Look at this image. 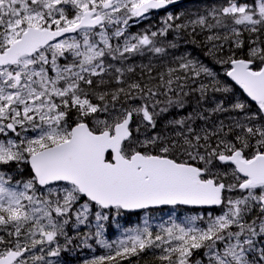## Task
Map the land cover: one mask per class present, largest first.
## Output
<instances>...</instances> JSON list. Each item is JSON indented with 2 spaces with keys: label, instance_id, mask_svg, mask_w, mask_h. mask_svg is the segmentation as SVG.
I'll use <instances>...</instances> for the list:
<instances>
[{
  "label": "snow or ice",
  "instance_id": "1",
  "mask_svg": "<svg viewBox=\"0 0 264 264\" xmlns=\"http://www.w3.org/2000/svg\"><path fill=\"white\" fill-rule=\"evenodd\" d=\"M179 4L0 0V264H264V0Z\"/></svg>",
  "mask_w": 264,
  "mask_h": 264
},
{
  "label": "trees",
  "instance_id": "2",
  "mask_svg": "<svg viewBox=\"0 0 264 264\" xmlns=\"http://www.w3.org/2000/svg\"><path fill=\"white\" fill-rule=\"evenodd\" d=\"M197 2H198V0H193L189 5H193V4L197 3ZM109 235H111V233H109Z\"/></svg>",
  "mask_w": 264,
  "mask_h": 264
},
{
  "label": "rangeland",
  "instance_id": "3",
  "mask_svg": "<svg viewBox=\"0 0 264 264\" xmlns=\"http://www.w3.org/2000/svg\"><path fill=\"white\" fill-rule=\"evenodd\" d=\"M168 215H169V214H168ZM168 215H167L166 217H163L162 215H161V216H162L164 219H167V218H168Z\"/></svg>",
  "mask_w": 264,
  "mask_h": 264
}]
</instances>
